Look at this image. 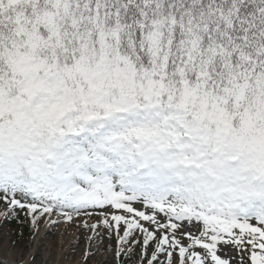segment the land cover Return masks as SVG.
I'll return each mask as SVG.
<instances>
[{"label":"snow or ice","instance_id":"6c2138e0","mask_svg":"<svg viewBox=\"0 0 264 264\" xmlns=\"http://www.w3.org/2000/svg\"><path fill=\"white\" fill-rule=\"evenodd\" d=\"M0 220L264 264V0H0Z\"/></svg>","mask_w":264,"mask_h":264},{"label":"rangeland","instance_id":"374dc122","mask_svg":"<svg viewBox=\"0 0 264 264\" xmlns=\"http://www.w3.org/2000/svg\"><path fill=\"white\" fill-rule=\"evenodd\" d=\"M47 230V236L52 243L57 242L59 236L63 234L72 235L73 241L62 256H58L54 249L48 253L45 252V245H41L40 250L28 257V253L32 251L31 244L35 239L36 232L33 233L32 231L29 236L17 239L11 222L0 220V258L21 264H69L73 254L72 250L77 248L75 244L76 233L72 229L66 230L63 225L48 227ZM81 251H83V243L79 245L75 255L78 256ZM90 264H112L111 253L104 252L101 247V249L97 250V254L92 258Z\"/></svg>","mask_w":264,"mask_h":264},{"label":"bare ground","instance_id":"6f19581e","mask_svg":"<svg viewBox=\"0 0 264 264\" xmlns=\"http://www.w3.org/2000/svg\"><path fill=\"white\" fill-rule=\"evenodd\" d=\"M47 228L48 227L42 224L39 231L36 232L35 239L31 244L32 251L28 253V257H31L34 253H36V251L40 250L41 245L42 246L45 245V252L48 253L52 249H54V251L57 253L58 256H62L65 253V250H67L69 244L73 241L72 235L63 234L59 236L57 242L52 243V241H49V238L47 236V231H48ZM0 260H3V259L0 258ZM3 261L7 263H11V264H21L18 262H12V261H7V260H3ZM24 264H29V263H24Z\"/></svg>","mask_w":264,"mask_h":264},{"label":"trees","instance_id":"16d2710c","mask_svg":"<svg viewBox=\"0 0 264 264\" xmlns=\"http://www.w3.org/2000/svg\"><path fill=\"white\" fill-rule=\"evenodd\" d=\"M14 229L15 236L17 239H22L29 236L32 233V230L29 228L27 223H18L15 220L10 221Z\"/></svg>","mask_w":264,"mask_h":264},{"label":"water","instance_id":"95a60500","mask_svg":"<svg viewBox=\"0 0 264 264\" xmlns=\"http://www.w3.org/2000/svg\"><path fill=\"white\" fill-rule=\"evenodd\" d=\"M0 261H3V260H0ZM3 264H11V263H7V262H4V261H3Z\"/></svg>","mask_w":264,"mask_h":264}]
</instances>
